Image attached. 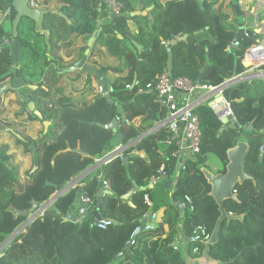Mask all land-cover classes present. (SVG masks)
I'll return each mask as SVG.
<instances>
[{"label": "trees", "instance_id": "trees-1", "mask_svg": "<svg viewBox=\"0 0 264 264\" xmlns=\"http://www.w3.org/2000/svg\"><path fill=\"white\" fill-rule=\"evenodd\" d=\"M69 1L72 6L79 3V0ZM89 1L84 0L82 8L92 13V18L86 16L77 27L81 33L91 35L96 29L97 11L88 8ZM119 1L123 5L121 15L103 23L98 39L112 54L125 57L123 69L129 67L125 76L110 83L111 101L105 94H98L92 103L76 107L72 98L62 97L58 105L48 107L45 115L53 122L48 133L41 134L38 139L27 136L20 141L27 152H32L33 144L39 147L38 168L20 192L12 190L19 175L9 165L7 149H0V246L27 222L34 201L48 202L97 159L113 151L119 144L117 131L123 134L122 142L127 144L143 134L145 125L152 126L155 121L165 118V109L147 89V84L155 82L164 69H169L174 77L185 76L194 82L216 86L245 74L248 70L244 64L246 52L264 38V33L237 37L238 31L227 29L224 15L206 1L201 7L198 0H170L164 7H159L148 40L142 42V33L135 36L144 44L139 53L131 42H127V36L124 39L118 37L119 32L125 33L124 28H128L127 20L134 12V0ZM9 4V0H0V19ZM7 26L8 23L0 24V37L8 34ZM184 34H188L187 39L172 44ZM235 39L240 40V45L229 47ZM165 40L170 44L165 45ZM9 50L7 46L0 52V80L12 76L9 74L12 65ZM100 71L106 73L108 68L102 67ZM136 73L138 83L134 85ZM224 95L231 102L240 127L221 131L223 123L211 107L202 104L196 108L202 128L201 152L189 159L187 168L182 170L183 186L175 196L189 195L193 200L194 209L187 207L184 216L189 253H193L190 237L194 228L203 225L212 233L220 215L217 202L209 195L211 185L202 167L208 168V155L214 154L223 162L222 171H225L227 150L237 144L242 134L246 135L250 152L245 171L254 178L237 185L238 200L225 201L227 211L244 217L223 222L220 240L211 246L210 252L227 264H264V155L260 156L264 147V78L241 81L226 88ZM120 112L127 120L120 119L116 131L110 124ZM137 116L143 117L142 126L134 124ZM5 126L9 127L10 123L0 119V127ZM165 137L162 131L149 135L125 150L128 161L117 157L103 165L112 189L100 209L104 218L112 221L107 229L99 228L91 219L82 224L66 219L80 191L79 186H70L54 201L57 211L45 210L4 246L0 251V264H186L185 257L174 246L179 212L166 216L170 231L164 238L157 234V238L149 239L144 231L138 230L140 219L149 209L143 196L149 190V178L158 172L161 161L147 164L131 152L149 144L157 147L158 140ZM165 151L169 158L162 159L167 171L172 172L176 167L171 156L172 146ZM133 180L141 187L135 194L138 203L124 211L118 204L124 201L122 196L131 188ZM99 191V179L96 178L82 192L96 200ZM92 209L90 213L94 211ZM16 210L23 213H16ZM130 240L129 249L117 258ZM204 244H200L202 249Z\"/></svg>", "mask_w": 264, "mask_h": 264}, {"label": "crops", "instance_id": "crops-1", "mask_svg": "<svg viewBox=\"0 0 264 264\" xmlns=\"http://www.w3.org/2000/svg\"><path fill=\"white\" fill-rule=\"evenodd\" d=\"M168 1L170 0H134V12H132L130 18L127 20L128 28H124L125 33L119 32L118 37L124 39L127 36V42H131L132 46L136 47L138 52L141 53L144 44L138 42L135 36L142 33V42L148 40L149 33L156 23L159 7H164ZM205 1L210 3L212 9L224 15V25L230 31H238L239 24L243 22L247 29L257 30V33L260 34L264 33V0H204V3ZM39 2L40 7L38 8L50 12L55 11L57 14L51 20L45 18L42 23L39 21L37 25L34 24L35 22H29L28 25L22 23L19 26V37L23 48L18 66L27 80V85L22 88V93L35 102L37 110L42 114V118L38 116L35 118V114L32 113L30 115L27 109L23 110V102L17 97L14 88L8 90L5 94H0L5 110L8 111L6 113V120L10 123L9 127H0V149L4 147L7 149L9 165L19 175L18 181L12 187V190L15 192H20L25 189L33 177L32 174L38 168L33 149L32 152H27L24 146L20 144V141L24 140L27 136L38 139L41 134L48 133L53 122L45 115L47 108L58 105V101L62 97L72 98L74 105L80 107L92 103L99 94L98 86L100 82L94 73L88 72L82 66L78 65L85 55L86 50L89 51V54L87 55L85 65L93 66L99 72H101L100 69L102 67L108 68V71L104 74L109 83L125 76L129 70V67L122 68L123 63L126 61L125 57L112 54L107 46L101 40H98L102 32L103 23L107 20L106 10L102 0H94L93 2L90 0L87 3L91 11H97V17L95 19L96 29L91 35L81 33L77 27L86 16L92 18V13H87L82 8L84 0H79V3L75 6H72L69 0H39ZM7 28L8 32L12 31L11 22L8 23ZM96 30H98V33L93 43L89 45L90 39L97 32ZM9 51L11 54V49ZM244 64L246 66L249 64L248 58L244 59ZM116 68H121L124 71H117ZM261 72L264 73V68L250 71V75L257 74L250 79L264 78L263 75L258 74ZM137 78L138 74L136 73L134 81ZM195 96V99L202 101L203 92L198 91ZM202 104L208 105L206 102H201L199 105ZM142 118L141 116H137L134 119L136 127L142 126ZM45 121L50 122L47 130ZM167 124L168 119L165 116V118L155 121L152 126L145 125L143 134L132 139L127 144L122 142L123 134L117 131L118 124L114 128L117 131L119 140V144L115 149L122 147L125 152L126 149L135 146L138 141L147 138L149 135L158 134L161 131L166 136L169 133ZM227 128L223 124L221 131ZM119 134L122 135L121 139H119ZM240 139L247 141L246 135L244 134H242ZM163 140L164 138L158 140L159 146L157 147L151 146L148 143L149 145L145 146L144 149L136 148L131 154L139 156L147 164L156 163L160 160V170L163 164H165V160L162 158H169L165 150L171 147L164 143ZM36 154L37 156L39 155V147L37 146ZM215 156L214 154L208 155V168L211 169L210 166H213L214 169L211 170L221 172L224 167L223 162L217 160ZM125 157L128 158V161L129 156H124L122 160L125 161ZM103 159H97L94 164L78 174L71 181L75 182L71 185L70 182L67 188L70 186H79V190L85 191L89 183L98 178L100 190V183L108 180L103 172V165L107 162H103ZM174 160L176 167L159 183L152 184L149 178V190L143 196V201L148 204L149 209L140 219L138 230L141 232L144 231L145 236L149 239L157 238V234H161L162 238H164L170 231V225L166 220V216L168 214L175 215L176 212H179L180 220L177 224L174 246L186 258L189 255L193 256V253H189L190 243L187 237V224L184 220L186 208L183 206L182 211L178 208V203L183 204L184 197L177 198L175 196V193L181 189H177V183L181 181L182 169L179 160ZM99 170L100 172L98 173ZM169 181H172V183L169 184ZM134 185H137L139 189L135 190ZM106 190L108 192L102 195V199L112 192V189L106 188ZM140 190V185L133 180L131 188L125 195L131 191L133 193L128 199H125V195H123L122 198L124 201L118 204V208L124 209L125 211L127 207L134 208L137 206L138 202L135 194ZM145 195L148 196V200L145 199ZM51 205H54V201ZM92 208L93 211L96 209V206ZM69 214L67 215V219H69ZM151 223L155 225V228L147 229V225Z\"/></svg>", "mask_w": 264, "mask_h": 264}, {"label": "water", "instance_id": "water-1", "mask_svg": "<svg viewBox=\"0 0 264 264\" xmlns=\"http://www.w3.org/2000/svg\"><path fill=\"white\" fill-rule=\"evenodd\" d=\"M10 4L8 8L6 9L5 14L2 16L0 19V24H5L11 22L12 25V31L8 32L6 35L7 37L11 38V44L10 49H11V59H12V65L10 68V75H12L13 79L12 82L8 85H5L0 89V94H5L9 89L14 88L17 94V97L23 102V110L28 109L33 114L38 116L39 118H42V114L40 113L39 110H37L36 104L34 101H32L28 96H25L22 93V88L27 85V80L22 74V70L19 68V62H20V57L22 53V42L21 39L19 38V26L22 23H26L27 25L29 22H35L34 24L37 25V23L40 21L41 23L45 20V18L48 19H53V17L57 14L55 11H47V10H41L40 8L37 7H32L30 5V0H9ZM185 1V0H182ZM200 3L201 7H204V0H198ZM139 13V12H137ZM97 32L94 34V37L90 39L89 45H91L98 33ZM257 30H250L245 27V24L241 22L239 24V30L237 32V37H241L242 35H253L254 33H257ZM188 38V34H184L181 37H178L177 39H174L172 41V44H175L179 40H185ZM89 54V51L86 50L85 55L83 56L82 60L78 63L79 66H82L85 70L88 72L94 73L95 77L97 80L100 82V84L104 87L105 90V95L106 97L111 101L109 91H110V83L106 77V75L102 72H99L95 69V67L90 66V65H85V61L87 58V55ZM257 75V74H256ZM253 75H243L241 77L235 78L227 83L221 84L217 90L207 92L204 95V100L205 102L212 108V106L215 105L216 102H220L223 100V96L220 94L219 91L225 90L226 88L237 84L241 81L250 79L254 76ZM211 93H216L217 97L216 99L212 100L210 97ZM120 119H126V115L124 113H119L117 116V119L113 120V122L110 124L111 127L116 128L118 126V121ZM221 122L225 125V127H233V128H239L240 124L237 121L235 115H230L228 117H224L221 119ZM45 126L46 130L48 129V125L50 122L45 121ZM122 135L119 134V139H121ZM33 152L35 154V159H36V165L38 166V156L36 154V146L33 144L32 145ZM250 152V145L249 142L246 140H241L237 142V144L227 150V164L225 166V171L221 172H214L213 170L207 168V167H202V171L205 174V177L208 181V183L211 185V190L209 192V195H211L215 201L217 202L220 210V215L217 219L216 225L211 233V237L205 242L204 248L202 250V254L200 256H192L189 255L185 258V263L186 264H222L223 261L220 259H217L211 255L210 249L211 246L218 243L220 240V230L222 227V224L225 220L230 221L231 219H243L244 215H235L232 214L231 212L227 211L225 207V201L227 199H234L238 200V193L236 191V187L239 184H242L246 179L254 178L251 175H249L245 171V164H246V159L247 156ZM264 155V147L261 151V158ZM127 157H125V161H127ZM103 162H106V160H102ZM100 170L98 171V173ZM75 182V181H74ZM74 182H71L73 184ZM169 184L172 183V181L168 182ZM183 185L181 184V181H178L177 183V189L181 188ZM100 191L98 192V198L96 202V209L92 212L91 215L85 214L83 215L79 221L82 224L86 219H91L94 221L95 219H103L104 216L102 215L100 209L101 205L103 202L102 195L105 192H108L104 186V182L102 181L100 183ZM65 188L59 189V191L52 196V198L44 203L40 204L37 201L33 202L32 208L29 210L30 217L23 224L22 227L33 221L38 214L43 210H54L57 211V207L55 205H51L53 201H55L64 191ZM134 189L138 190L139 187L137 185H134ZM133 191L129 192L127 195H125V199H128ZM83 192L80 190L76 196V199L74 201V204L72 205V211L69 214V220H77V207L80 203V199L82 196ZM178 208L182 211L183 210V204L178 203ZM16 213H23L19 212L16 210ZM21 227V228H22ZM19 228V230L21 229ZM17 230L15 233H13L7 241H5L1 246H0V251L4 248V246L18 233ZM132 243V240H130L127 245L125 250L120 252L117 255V258L122 257L126 250L129 249L130 245Z\"/></svg>", "mask_w": 264, "mask_h": 264}, {"label": "built area", "instance_id": "built-area-1", "mask_svg": "<svg viewBox=\"0 0 264 264\" xmlns=\"http://www.w3.org/2000/svg\"><path fill=\"white\" fill-rule=\"evenodd\" d=\"M105 7L106 18L111 20L114 17L121 15L123 5L119 0H102ZM30 5L32 7H40L39 0H30ZM11 38L4 36L0 37V52L4 50L5 47L11 44ZM165 45H169L170 41L165 40L163 42ZM240 45V40H233L229 47H237ZM245 58H248L249 64L247 65L248 70L245 74L237 75L230 79H227L221 84L227 83L235 78L241 77L243 75H248L250 71L254 69L264 68V38L257 43H254L246 52ZM263 75L264 73H258ZM12 82V76H8L3 80H0V88L8 85ZM138 81H134L136 85ZM209 85L199 82H194L188 77L178 76L174 77L169 69H164L161 74L157 76L155 82H150L147 84V89L152 91L155 95L156 102L165 109L166 118L168 119V135L164 138L163 142L169 146H172L173 151L171 156L179 160L181 169L185 170L188 165V160L194 155L201 152L202 143V128L199 114L196 108L202 102H205L204 95L207 92L217 90L221 85ZM130 87V85H127ZM10 90V89H9ZM201 91L203 92L202 101L195 99V94ZM223 96V100L216 102L212 109L216 116L221 120L224 117L234 115L231 102H229L224 95V90L219 91ZM98 93L105 94L104 87L99 84ZM2 96H0V119H7L5 107L2 103ZM210 97L212 100L216 99V93H211ZM200 102V103H199ZM27 112L32 115L33 112L27 109ZM109 128L108 125H105ZM263 149V147H262ZM192 156V157H191ZM124 159V149L122 147H117L114 151L103 157L106 162L113 160L114 158ZM103 159V160H104ZM101 160V159H100ZM101 163V162H100ZM169 172L166 169V164H163L160 170L151 176L150 181L152 184L159 183L162 179L167 177ZM104 186L107 189H111V182L109 180H104ZM69 186V185H68ZM69 188V187H68ZM67 187L64 189V191ZM63 191V192H64ZM145 199L148 200V196L145 195ZM97 200L92 198L87 194H82L80 203L77 208V220L85 215L90 214V209L96 206ZM183 206L185 208L189 207L191 210L194 209L193 200L189 195L184 196ZM45 209H43L38 215L43 214ZM67 219V217H66ZM112 221L110 219H95L94 224L101 229H107L111 225ZM147 229H154L155 225L153 223L147 225ZM211 237V232L203 225H198L192 231L190 241L193 244L192 251L195 256H200L202 254V248L200 244L205 243ZM222 264H227L223 262Z\"/></svg>", "mask_w": 264, "mask_h": 264}, {"label": "rangeland", "instance_id": "rangeland-1", "mask_svg": "<svg viewBox=\"0 0 264 264\" xmlns=\"http://www.w3.org/2000/svg\"><path fill=\"white\" fill-rule=\"evenodd\" d=\"M215 158H216L217 160L220 161V158H219L218 156H215ZM214 160H215V159H214ZM210 168H211V169H214L213 166H210Z\"/></svg>", "mask_w": 264, "mask_h": 264}, {"label": "clouds", "instance_id": "clouds-1", "mask_svg": "<svg viewBox=\"0 0 264 264\" xmlns=\"http://www.w3.org/2000/svg\"><path fill=\"white\" fill-rule=\"evenodd\" d=\"M193 256H195V255L193 254Z\"/></svg>", "mask_w": 264, "mask_h": 264}]
</instances>
